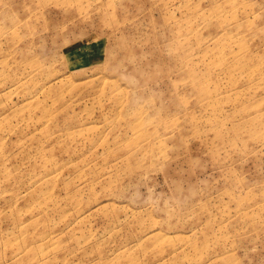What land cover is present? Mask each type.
Masks as SVG:
<instances>
[{
  "label": "rangeland",
  "instance_id": "374dc122",
  "mask_svg": "<svg viewBox=\"0 0 264 264\" xmlns=\"http://www.w3.org/2000/svg\"><path fill=\"white\" fill-rule=\"evenodd\" d=\"M0 264H264V0H0Z\"/></svg>",
  "mask_w": 264,
  "mask_h": 264
}]
</instances>
